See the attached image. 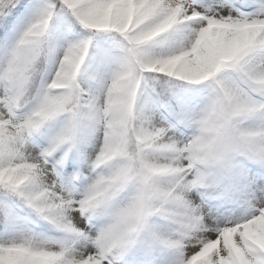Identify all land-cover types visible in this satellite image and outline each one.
Wrapping results in <instances>:
<instances>
[{
    "label": "snow or ice",
    "instance_id": "1",
    "mask_svg": "<svg viewBox=\"0 0 264 264\" xmlns=\"http://www.w3.org/2000/svg\"><path fill=\"white\" fill-rule=\"evenodd\" d=\"M0 264H264V0H0Z\"/></svg>",
    "mask_w": 264,
    "mask_h": 264
}]
</instances>
